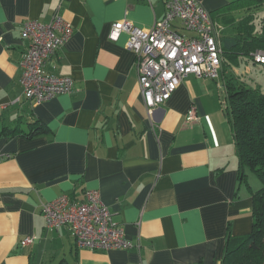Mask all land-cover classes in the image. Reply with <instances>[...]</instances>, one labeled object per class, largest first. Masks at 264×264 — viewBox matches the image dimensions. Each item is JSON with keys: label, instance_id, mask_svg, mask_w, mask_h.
Returning a JSON list of instances; mask_svg holds the SVG:
<instances>
[{"label": "crops", "instance_id": "0c3cea01", "mask_svg": "<svg viewBox=\"0 0 264 264\" xmlns=\"http://www.w3.org/2000/svg\"><path fill=\"white\" fill-rule=\"evenodd\" d=\"M200 2L223 26L221 45L236 43L242 21L253 16L259 30L264 19V0ZM57 14L73 35L45 70L72 78L74 91L35 105L21 82L22 29ZM165 14L163 0H0V264H222L228 237L252 231L257 187L249 169L242 180L220 108L227 79L242 82L237 64L222 55L218 79L189 76L149 111L128 36L109 38L116 22L149 30ZM39 125L48 133L7 135ZM87 190L99 191L134 248L79 249L68 228L47 227L44 204L82 200ZM28 237L34 242L23 247Z\"/></svg>", "mask_w": 264, "mask_h": 264}, {"label": "built area", "instance_id": "2783aa9c", "mask_svg": "<svg viewBox=\"0 0 264 264\" xmlns=\"http://www.w3.org/2000/svg\"><path fill=\"white\" fill-rule=\"evenodd\" d=\"M163 1L165 17L151 29L122 20L112 25L109 35L112 41H118L122 34L128 36L127 47L136 56L139 86L149 111L167 102L187 77L215 80L222 66L223 26L213 20L200 0ZM175 20H179L190 35L182 34L173 25ZM72 35L73 27L60 14L47 24L24 23L22 38L29 41V48L21 63V82L25 98L35 105L73 93L72 78L55 76L45 70L47 60ZM252 58L264 68V50L253 52ZM197 120L196 109L192 107L187 121ZM42 214L49 229L68 228L79 249L110 251L136 246L126 237L124 228L114 221L97 190H87L82 200L62 195L44 204ZM33 242L34 239L28 237L21 245L26 247Z\"/></svg>", "mask_w": 264, "mask_h": 264}, {"label": "trees", "instance_id": "16d2710c", "mask_svg": "<svg viewBox=\"0 0 264 264\" xmlns=\"http://www.w3.org/2000/svg\"><path fill=\"white\" fill-rule=\"evenodd\" d=\"M258 1L260 6L261 0ZM253 22V16L242 21L234 45L222 44V55L229 66L239 64L243 59L254 62L253 52L264 50V19L259 22L260 31ZM241 57L244 58L240 59ZM226 82L224 108L240 160L242 180L246 181L245 172L250 169L259 177L262 186L252 197V231L242 237H228L222 264H264V92L253 89L244 82H237L232 77ZM11 133H20L30 138L47 134L48 129L39 125L26 134L16 130L7 135Z\"/></svg>", "mask_w": 264, "mask_h": 264}, {"label": "rangeland", "instance_id": "374dc122", "mask_svg": "<svg viewBox=\"0 0 264 264\" xmlns=\"http://www.w3.org/2000/svg\"><path fill=\"white\" fill-rule=\"evenodd\" d=\"M261 17L263 18V13ZM236 70L238 72V76H236L237 80L239 79V81L246 83L247 86L264 92V68L261 65L255 64L250 59H243L240 60L237 66H234V71ZM222 100H224V98H222ZM220 108L222 110L223 116L227 120L224 103L220 104ZM252 177H254L253 184H256L257 190H259L262 185L259 177L254 173L252 174Z\"/></svg>", "mask_w": 264, "mask_h": 264}]
</instances>
